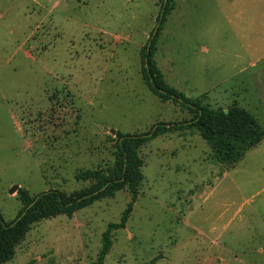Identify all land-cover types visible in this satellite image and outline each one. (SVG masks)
<instances>
[{"label":"rangeland","instance_id":"1","mask_svg":"<svg viewBox=\"0 0 264 264\" xmlns=\"http://www.w3.org/2000/svg\"><path fill=\"white\" fill-rule=\"evenodd\" d=\"M182 2L154 56L166 82L188 97L206 93L202 102L213 108L236 103L264 131V73L253 74L264 59L247 65L263 42L233 28L229 0ZM158 12V0H0L5 222L22 207L15 185L31 195L87 187L76 172L114 164L116 130L141 133L190 118L143 79L140 50ZM138 155V196L125 227L112 232L104 264H264V136L228 167L195 127L150 138ZM130 199L124 188L33 224L3 264H91Z\"/></svg>","mask_w":264,"mask_h":264},{"label":"trees","instance_id":"2","mask_svg":"<svg viewBox=\"0 0 264 264\" xmlns=\"http://www.w3.org/2000/svg\"><path fill=\"white\" fill-rule=\"evenodd\" d=\"M176 0H158L159 12L156 26L140 50L142 75L149 89L162 100L181 104L191 114L189 119L177 122H161L146 132L122 133L116 130L113 139L115 162L106 170L98 168L81 169L76 172L78 181H91L87 187L69 193L58 189L31 195L26 188L17 189L22 207L10 222H5L0 213V264L13 258L15 248L26 236L32 225L47 218L72 214L102 198L112 197L117 191L127 188L131 199L122 211L118 222H109L102 233V245L95 261L104 264L112 246V232L124 228L138 196V186L143 179L142 159L138 149L150 138L171 129L195 127L207 140L215 158L224 166H232L242 158L245 151L257 145L264 131L253 114L243 107L232 104L227 109L213 108L199 97H188L169 85L155 60L158 39L167 17L175 7Z\"/></svg>","mask_w":264,"mask_h":264},{"label":"crops","instance_id":"3","mask_svg":"<svg viewBox=\"0 0 264 264\" xmlns=\"http://www.w3.org/2000/svg\"><path fill=\"white\" fill-rule=\"evenodd\" d=\"M179 1H181V4H183L182 1H186V0H176L174 9L176 7L179 8L178 5ZM208 1L212 2L213 0H208ZM229 1L231 2L230 5L232 8L230 18L232 19L233 28L244 31L246 27L248 29V36H249L248 40L250 39L251 41L257 44L263 42L264 45V0H229ZM215 5L217 7L218 2H216ZM254 49L257 50L258 48L254 47ZM239 56L240 55H238V57ZM262 59H264V49L263 50L258 49L255 53H251V55L248 58L247 65L248 67L255 68L258 66V64H261ZM243 68L244 67H241V69ZM261 72L264 73V68L261 71L258 70L253 71V74H259ZM205 97H206V93H202V95H200L199 98L203 101V98ZM232 104H236V103H232Z\"/></svg>","mask_w":264,"mask_h":264},{"label":"water","instance_id":"4","mask_svg":"<svg viewBox=\"0 0 264 264\" xmlns=\"http://www.w3.org/2000/svg\"><path fill=\"white\" fill-rule=\"evenodd\" d=\"M112 132H115V130H111ZM18 189V185H15L12 189H11V193L14 192L15 190Z\"/></svg>","mask_w":264,"mask_h":264}]
</instances>
